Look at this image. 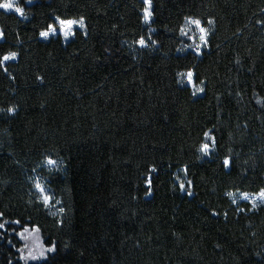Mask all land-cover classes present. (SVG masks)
Here are the masks:
<instances>
[{
	"label": "trees",
	"instance_id": "16d2710c",
	"mask_svg": "<svg viewBox=\"0 0 264 264\" xmlns=\"http://www.w3.org/2000/svg\"><path fill=\"white\" fill-rule=\"evenodd\" d=\"M17 6L0 9V56L19 54L15 79L0 70V264H24V227L55 245L33 264H264V204L226 195L264 188V0H152L150 24L142 0ZM56 16L85 17L87 35L40 39ZM189 17L211 33L200 55L183 50ZM189 69L203 93L178 83Z\"/></svg>",
	"mask_w": 264,
	"mask_h": 264
},
{
	"label": "snow or ice",
	"instance_id": "6c2138e0",
	"mask_svg": "<svg viewBox=\"0 0 264 264\" xmlns=\"http://www.w3.org/2000/svg\"><path fill=\"white\" fill-rule=\"evenodd\" d=\"M28 3H32V0H27ZM143 8H142V16L141 20L144 24H150L152 22L153 18V7H152V0H143ZM0 9H4L6 11L12 10L15 13L19 14L20 16H24V9L19 6H15L12 0H4V2H0ZM187 23L189 25H193L196 29H199V40L200 44H197L194 51L196 52L197 55L202 54V48L207 47L209 44V36H210V30L208 28H205L202 21L200 19H194V18H186ZM54 23H50L46 26L45 30L40 31L39 35L41 38L47 39L50 36L57 35V31L59 30V34L63 36L65 40L69 39L70 37L74 36L76 34V29L79 28L81 30H84V35H87V25H86V20L85 17L80 16L78 19L75 18H62L61 16H56L54 18ZM207 23L209 25L213 24V20H208ZM191 30V29H190ZM154 29L149 28V33H152ZM181 34L182 35H188V32H186L184 29H181ZM4 38V32L3 30H0V39ZM189 39H194L192 36H188ZM135 44H137L140 48H148L149 46L155 45L157 43L156 40L152 39V36L149 35L147 38L145 36L141 35L137 40L134 41ZM18 53L15 51H8L7 53L3 54L0 56V70H2L5 74L9 76L11 79H15L14 76H11V74L8 72V62L10 61H15L18 58ZM178 75L182 78L181 80L178 81V83H183L184 80L186 79L187 83L189 85H192L195 90L193 91V96H195L197 93H203L204 92V87H195V81H194V70L189 69L186 73H178ZM42 79V78H39ZM203 84V82H200ZM9 114H14L16 109L14 107H10L7 109ZM204 137L206 141L202 143L198 149V151L202 154V156H208L210 155L212 149L215 148V136L211 134V130L206 131L204 133ZM47 162L49 164H54L55 161L52 160L51 158H48ZM223 166L225 168H229L231 166V160L230 158H225L223 161ZM150 171H156V169L153 167ZM183 171L185 174L188 171L187 166L184 167ZM177 180L179 181V188L181 191H186L189 196L192 195L191 192V187H192V182L189 180L187 182V188L185 187L184 181L180 180L179 177H177ZM151 178L149 177L146 180V189H147V194L151 195ZM36 189H38L42 195H43V203L44 205H48L51 203V197L45 192L44 188L40 183L35 184ZM226 195L231 199L233 204H237V199L236 196L233 192H228ZM239 199L249 201L251 204L252 209H255L259 204H264V188L260 189L259 192L257 193H247V192H241ZM58 203V202H57ZM239 211H244V209H238ZM61 212H63V209H60ZM213 215H218L219 213L213 211ZM225 216L227 213L224 214ZM3 216V213H0V217ZM8 222H0V230H6V224ZM13 223L19 224L20 222L13 221ZM38 231V229H36ZM29 228L25 227L23 231L17 233V235L22 239V240H27L28 236L26 233H29ZM11 243V241H9ZM28 245H25V248H27ZM54 253L55 252V245H51L47 248H42L39 253L37 254L34 250H30L28 253V256H22L21 259H32V260H41L44 259L45 261L47 260V256L45 253Z\"/></svg>",
	"mask_w": 264,
	"mask_h": 264
},
{
	"label": "rangeland",
	"instance_id": "374dc122",
	"mask_svg": "<svg viewBox=\"0 0 264 264\" xmlns=\"http://www.w3.org/2000/svg\"><path fill=\"white\" fill-rule=\"evenodd\" d=\"M143 1V0H142ZM12 2L14 3V5L15 6H17V0H12ZM2 10H4V9H2ZM4 11H6V10H4ZM6 12H14V11H12V10H8V11H6ZM15 13V12H14ZM17 14V13H16ZM19 15V14H18ZM205 27V26H204ZM205 28H208V27H205ZM182 29H184L186 32H188V35L186 36V35H182L181 34V36H182V38H183V41L185 42L184 43V48H183V50L184 51H193V52H195L194 51V49H195V47H196V45L197 44H200V40H199V29H196L193 25H189L188 23H187V20H185V22H184V25H183V27H182ZM191 29V30H190ZM76 30H80V31H84V30H81V29H79V28H77ZM56 36H59L62 40H64L65 42H67V41H69V40H71L74 36H72V37H70L69 39H67V40H65L64 38H63V36H61L60 34H59V30L57 31V35H53V36H50L49 38H47V39H44V38H41L40 37V35H39V38L40 39H42V40H45V41H47V40H49L51 37H56ZM188 36H192V37H194V39H189L188 38ZM2 39H0V41H1ZM206 49V47H204V48H202V51L203 50H205ZM196 53V52H195ZM180 80L182 79L181 77L179 78ZM183 86H186V87H189L190 89H191V91L193 92L194 90H195V88L192 86V85H189L188 83H187V81H186V79L184 80V82L183 83H181ZM195 87H199V86H197V85H195ZM205 142H208V141H206V139H205ZM47 165L48 166H55V164H49L48 162H47ZM36 183H40L39 181H36ZM41 184V183H40ZM42 185V184H41ZM43 187V186H42ZM44 188V187H43ZM34 189H35V191L37 192V194L39 195V197H40V199H41V201L43 202V195H42V193L38 190V189H36V187L34 186ZM44 190H45V192L47 193V191H46V189L44 188ZM48 194V193H47ZM235 196H236V199H237V204L238 203H240V202H246V203H248L250 206H251V204L249 203V201H245V200H242V199H239V196H240V193H235ZM259 205H262V204H259L258 203V206ZM47 207H48V209H49V211L52 213V214H56L57 213V206L55 205V204H52V201H51V203L50 204H48V205H46ZM25 228V227H24ZM23 228V229H24ZM27 228H29V227H27ZM23 229H21L20 231H18L17 233H19V232H21V231H23ZM29 233H26V235L28 236V239L27 240H22L18 235H17V233H16V236H17V238H18V240H19V242H20V254H19V259H20V261L22 262V263H24V264H33V263H39V262H42V261H44V259H41V260H32V259H21V257L22 256H28V253H29V251L30 250H34L37 254L39 253V251L42 249V248H47V247H49V246H47L45 243H44V241L42 240V238H41V236H40V234H39V232L36 230V228H29ZM25 245H28V247L27 248H25ZM46 254V256L48 257L50 254H52V253H45Z\"/></svg>",
	"mask_w": 264,
	"mask_h": 264
}]
</instances>
